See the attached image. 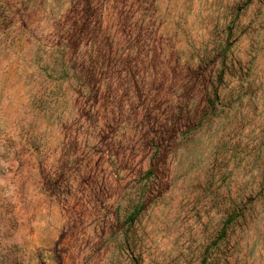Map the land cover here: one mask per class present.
Segmentation results:
<instances>
[{"label":"rangeland","instance_id":"obj_1","mask_svg":"<svg viewBox=\"0 0 264 264\" xmlns=\"http://www.w3.org/2000/svg\"><path fill=\"white\" fill-rule=\"evenodd\" d=\"M0 264H264V0H0Z\"/></svg>","mask_w":264,"mask_h":264},{"label":"trees","instance_id":"obj_2","mask_svg":"<svg viewBox=\"0 0 264 264\" xmlns=\"http://www.w3.org/2000/svg\"><path fill=\"white\" fill-rule=\"evenodd\" d=\"M133 216H134V214H133Z\"/></svg>","mask_w":264,"mask_h":264}]
</instances>
